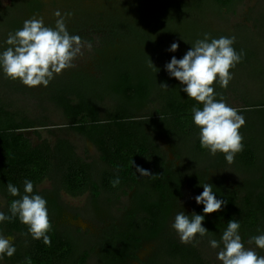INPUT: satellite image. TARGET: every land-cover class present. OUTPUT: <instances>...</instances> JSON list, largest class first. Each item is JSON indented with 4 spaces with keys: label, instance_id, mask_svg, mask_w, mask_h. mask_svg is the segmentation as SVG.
<instances>
[{
    "label": "trees",
    "instance_id": "trees-1",
    "mask_svg": "<svg viewBox=\"0 0 264 264\" xmlns=\"http://www.w3.org/2000/svg\"><path fill=\"white\" fill-rule=\"evenodd\" d=\"M81 1L97 4L93 15L67 28L83 41L92 43L97 37L92 69H66L40 96L9 79L0 82L11 93L36 98L43 110L30 117L0 99V211L8 214L10 202L19 198L7 193V183L23 194L24 180H31L34 192L47 200L52 242L47 246L32 240L18 220L6 222L0 231L14 237L17 251L2 264H88L91 259L95 264H132L155 241L158 247L147 251L144 264H212L202 248L209 238H220L228 215L240 221L242 240L254 248L247 244L249 237L264 232V61L252 46H238L237 41L233 45L246 52L237 66H247L252 57L262 65L253 74H237V66L230 70L235 78L244 75L248 81H258L261 98H249L233 80L227 89L213 85L217 99L231 92L242 103L240 113L246 122L239 131L244 148L232 164L222 153L211 156L200 147L191 113L197 102L187 98L179 82L164 70L171 56L182 58L204 33L228 36L213 29L208 19L229 15L243 0H122L117 7L109 6L115 0ZM67 2L58 4L64 13L70 7ZM56 3L52 1V7ZM44 8L41 0H12L0 8V28L5 29L0 45L7 47L8 34L20 28L23 11L37 15ZM256 23L264 30V10ZM173 42L179 48L169 53L166 49ZM149 60L155 69L148 67ZM49 107L59 112L66 129L95 147L96 159L79 153L63 129L48 135L40 131L49 123ZM136 165L151 175L140 176ZM224 165L228 177L220 178L217 171ZM116 176L120 184L113 187ZM46 182L49 186L44 187ZM205 182L227 203L206 215L202 223L209 230L207 237L195 247L182 244L168 225L177 207L202 192ZM62 193L72 198L87 195L86 205L71 207ZM122 198L127 201L122 203ZM193 205L188 214H203V205ZM69 215L88 217L103 228L99 233L83 231L70 224Z\"/></svg>",
    "mask_w": 264,
    "mask_h": 264
},
{
    "label": "clouds",
    "instance_id": "clouds-1",
    "mask_svg": "<svg viewBox=\"0 0 264 264\" xmlns=\"http://www.w3.org/2000/svg\"><path fill=\"white\" fill-rule=\"evenodd\" d=\"M57 17L54 26L45 24L42 17L33 16L23 22V26L10 32L4 41L7 47L0 45V73L4 78L18 81L27 88L48 87L50 82L64 70L74 67V61L82 55V49H91L90 42L82 40L81 36L68 31L66 18L73 13H61L56 10ZM235 36L212 37L204 33L202 39L191 44L182 58L171 56L164 65V70L170 78H175L187 95L197 104L191 109L192 123L198 128L200 147L207 150L211 156L222 153L228 164L234 162L237 153L243 151V136L240 128L245 124L244 116L238 109L227 104L214 88V83L227 89L233 79L236 66L246 55L243 49L237 51L233 45ZM179 43L173 42L166 51L175 53ZM148 67L155 69L151 60ZM164 88H168L163 84ZM202 105V107L198 106ZM135 172L140 176H150L149 170L136 165ZM113 187L120 184L119 176L111 181ZM203 191L194 197L197 205H203L202 213L186 214L179 211L175 214L171 228L182 244L197 246L200 238L208 236L209 230L203 226L207 214L218 212L227 201L217 198L210 183L201 184ZM7 193L19 197L10 202L8 214L0 211V225L18 220L27 228L26 236L32 240H42L51 246V222L47 200L34 192L33 182L25 179L23 194L19 187L7 183ZM241 223L230 219L220 238H209L208 244L212 249H218L216 259L220 264H264V255L256 249L264 251V232L250 236L246 247L242 240ZM259 232L260 230L257 229ZM14 237L6 236L0 231V264L5 257L11 258L17 249Z\"/></svg>",
    "mask_w": 264,
    "mask_h": 264
},
{
    "label": "rangeland",
    "instance_id": "rangeland-1",
    "mask_svg": "<svg viewBox=\"0 0 264 264\" xmlns=\"http://www.w3.org/2000/svg\"><path fill=\"white\" fill-rule=\"evenodd\" d=\"M45 4L44 11L40 12L37 15L31 14L28 10L23 11L20 14V18L22 23L20 24V28L23 26V22L27 19L32 18L33 16L36 17H42L44 19V22L46 25L54 26L55 20L57 17L53 15V13L56 10H60L63 14V10L59 7V1L63 4L65 3V0H57V3L54 7H52V1L54 0H41ZM116 2L112 1L109 6L113 5L117 7L118 3H122V0H115ZM126 1V0H124ZM12 0H0V8L3 9L7 6L11 5ZM70 2V3H68ZM68 4L70 5L68 12L73 13V15L70 18H66V24L70 25L73 24L75 21H81L83 19L89 18L93 15L92 10L97 5L94 2H86L81 0H68ZM136 3V2H135ZM101 4V3H100ZM101 6L105 9H107V5L101 4ZM72 7V8H71ZM264 10V0H243L241 3H239L235 10L231 12L229 15L224 16L223 18H216L210 16L208 19V22L210 23L211 27L215 30L220 31L221 33H224L228 36H235L237 45H249L255 48L258 51L259 57L261 60L264 61V30L258 28L257 26V19L260 17V14ZM15 13V12H14ZM14 13L11 14V16L15 15ZM8 29V28H7ZM5 29L0 28V36L4 33ZM1 38V37H0ZM89 42V41H85ZM98 44V39L95 36L94 41L91 43L92 47L91 49L84 47L82 49V55L78 56L76 60L74 61V67L73 68H85L91 70L93 67V55H94V46ZM240 44V45H239ZM257 60L252 57L250 58V63L247 66H237V74H253L255 73V70H257L259 67H262V65H259ZM263 64V63H262ZM65 72V70L60 74L62 75ZM235 73V72H234ZM57 75L56 77L60 76ZM236 77V75H233ZM55 77V78H56ZM233 77V84L237 89H240V86L243 87V92L246 94L249 98L256 100L258 98L262 97V91H261V85L256 80H246L244 75L238 79ZM55 78L51 81L53 82ZM10 80V79H9ZM231 80V82H232ZM6 81V78H4L3 74L0 73V82ZM16 86H19L21 88H24L28 90L30 93H32L33 96H40L42 95L48 87H35V88H27L26 86L20 84L18 81H12ZM50 82V84H51ZM49 84V85H50ZM48 85V86H49ZM238 96V94H237ZM234 94L231 92H227L224 99L227 102L228 105L238 109L240 112V109L242 108V103L239 99H237ZM0 99L11 104L12 107L20 109L24 112H26L27 115L30 117H37L42 115V107L39 106V100H36V98H30L26 95L20 94V93H11L7 89L0 87ZM45 106L47 104L45 103ZM49 115V123L47 127L42 128L40 131L44 135H48L50 130H62V134L64 136H67L71 141L74 142V144L77 147V150L79 153L87 155L91 158L96 159L98 157V152L95 149V147L88 142L87 140L83 139L82 137L74 134L73 132L66 129V124L63 121L61 115L59 112L54 111L51 107L47 110ZM28 134L32 136V131H28ZM257 136V135H255ZM244 137V136H243ZM163 145H166L164 141H162ZM226 165L222 166L225 167ZM222 167L217 171V176L222 178H227V173H229V169L226 168L222 169ZM213 173V171H211ZM215 174V172L213 173ZM213 176V175H211ZM44 187L49 186L48 182H46ZM87 195H83L81 197L72 198L64 193H62V199L64 202H66L69 206L75 207V208H83L86 205L87 202ZM122 203L126 202L127 200L125 198L121 199ZM195 202L194 197H189L187 201L182 203L180 206L177 207L176 212L174 213V216L179 211H184L186 214H188L189 211L193 210V203ZM116 211V209L114 208ZM113 210V211H114ZM114 214H117L119 212H113ZM68 219L72 222L71 225H75L77 227H81L82 230H87V228L91 230H96L95 232L99 233L101 229L103 228V225L94 226L91 219L85 216H76V215H69ZM171 223L168 225V231H174L171 228ZM96 225V224H95ZM158 247V241L153 242L151 244V247L148 246V249H146L143 253L144 257H140V259L137 262H133L132 264H144V261L146 260L147 251H153ZM203 254L205 257L211 261L212 264H220V262L216 259V253L218 249H212L208 243H205L202 248ZM88 264H95L94 259L89 260Z\"/></svg>",
    "mask_w": 264,
    "mask_h": 264
},
{
    "label": "flooded vegetation",
    "instance_id": "flooded-vegetation-1",
    "mask_svg": "<svg viewBox=\"0 0 264 264\" xmlns=\"http://www.w3.org/2000/svg\"><path fill=\"white\" fill-rule=\"evenodd\" d=\"M214 176H215V174H214ZM231 218L229 217V215L227 216V220H230Z\"/></svg>",
    "mask_w": 264,
    "mask_h": 264
}]
</instances>
